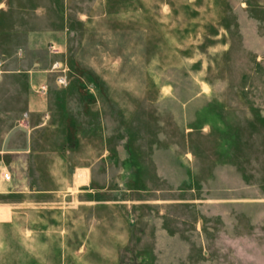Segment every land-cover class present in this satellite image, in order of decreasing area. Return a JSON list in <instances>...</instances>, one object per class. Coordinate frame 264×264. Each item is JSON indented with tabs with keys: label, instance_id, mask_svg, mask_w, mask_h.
Returning <instances> with one entry per match:
<instances>
[{
	"label": "rangeland",
	"instance_id": "obj_1",
	"mask_svg": "<svg viewBox=\"0 0 264 264\" xmlns=\"http://www.w3.org/2000/svg\"><path fill=\"white\" fill-rule=\"evenodd\" d=\"M56 25L69 79L56 85L100 102L91 186L17 208L0 264H264V0H0V56ZM79 142L60 140L70 169Z\"/></svg>",
	"mask_w": 264,
	"mask_h": 264
},
{
	"label": "crops",
	"instance_id": "obj_2",
	"mask_svg": "<svg viewBox=\"0 0 264 264\" xmlns=\"http://www.w3.org/2000/svg\"><path fill=\"white\" fill-rule=\"evenodd\" d=\"M62 28L56 25L52 31L39 28L27 29L20 34L23 46L17 48L9 59L0 56V60L5 62V73L0 77V223L2 224L13 220L17 208L29 203H45V194H58L62 189L86 191L91 186L93 154L86 145L93 137L92 112L101 109L100 102L97 100V102L92 101L94 103L91 101L82 103L80 100H73L70 94L75 92L74 87L63 90L58 87L57 74L50 71L56 56L50 53L49 46L46 47L49 54L47 55L43 44L50 45L57 42L59 45H56L61 48L63 39H67V34ZM42 85L48 86L50 90L48 96L39 92ZM55 91H63V98L55 97ZM17 93H19L18 98L15 97ZM98 113L95 115V123L99 125L94 130L99 133V139L104 141L106 139L102 120L104 113L101 110ZM119 113L121 116L122 112ZM47 130L58 131L55 136L50 135L51 139L55 138V148L41 151L37 141L41 139L43 133H47ZM82 138L85 144L82 159L80 162L77 161V164L74 160L70 169V160L66 155L60 154V140H63L62 145L68 150H74ZM105 148L106 144L102 142L96 160L106 158L108 152ZM66 171H71L72 174L67 183H63L66 180L64 178L62 180L56 173ZM5 173H10L11 178L6 179ZM31 173H50L51 179L55 182L46 186L42 182H33L28 178Z\"/></svg>",
	"mask_w": 264,
	"mask_h": 264
},
{
	"label": "built area",
	"instance_id": "obj_3",
	"mask_svg": "<svg viewBox=\"0 0 264 264\" xmlns=\"http://www.w3.org/2000/svg\"><path fill=\"white\" fill-rule=\"evenodd\" d=\"M49 51L51 54L55 55L57 58L52 63L51 70L57 74V84L59 86H66L69 83L68 75H67V68H65L64 64L62 63L61 59L59 58L62 54V50L59 46L54 43L49 45ZM5 73V62L0 60V77ZM48 91L47 85H42L39 88V92L46 93ZM5 178L10 179V173H5Z\"/></svg>",
	"mask_w": 264,
	"mask_h": 264
}]
</instances>
